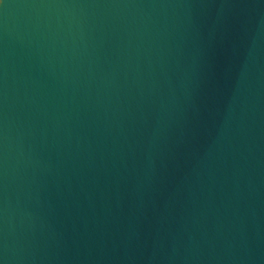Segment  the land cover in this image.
Returning <instances> with one entry per match:
<instances>
[{"label": "water", "instance_id": "95a60500", "mask_svg": "<svg viewBox=\"0 0 264 264\" xmlns=\"http://www.w3.org/2000/svg\"><path fill=\"white\" fill-rule=\"evenodd\" d=\"M0 264H264V0H0Z\"/></svg>", "mask_w": 264, "mask_h": 264}]
</instances>
